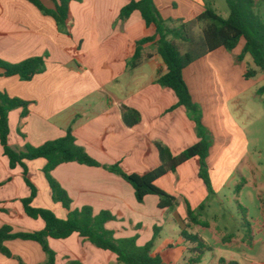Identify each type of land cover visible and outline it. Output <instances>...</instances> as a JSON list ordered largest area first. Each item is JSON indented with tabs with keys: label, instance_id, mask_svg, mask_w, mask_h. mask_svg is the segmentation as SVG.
I'll return each mask as SVG.
<instances>
[{
	"label": "crops",
	"instance_id": "1",
	"mask_svg": "<svg viewBox=\"0 0 264 264\" xmlns=\"http://www.w3.org/2000/svg\"><path fill=\"white\" fill-rule=\"evenodd\" d=\"M40 1L48 9L56 8L53 0ZM127 3L128 0H74L70 4V25L60 28L53 16L29 0H0V57L10 63L36 56L45 58L44 71L31 80L5 76L0 68V90L30 102L29 113L23 119L21 108L10 111L9 143L14 148H23L27 143L38 146L64 136L71 128L77 143L101 166L68 162L57 166L52 175L72 198V209L91 206L95 213L111 212L116 219L107 222L106 227L115 232L116 238L130 237L142 227L143 219H149L148 202L162 212L168 208L158 206L156 195H148L139 203L133 186L105 166L119 164L127 173L145 174L161 165L156 142L178 155L199 141L196 123L186 107L177 105L178 97L171 88L157 82L167 66L155 53L153 42L144 45L141 64L130 67L137 41L153 36L155 26H147L138 10L121 19V9ZM155 3L164 18L184 21L197 18L207 6H213L208 0ZM244 45L242 39L232 51L219 48L184 69L193 99L201 106L203 122L214 137L208 165L215 191L224 184L230 167L228 155L237 153L236 133L243 141L245 137L232 116L230 103L237 101L246 87L258 81H262L258 89L264 85L260 71L254 78L244 77L248 67L258 70L249 54L243 61L237 60ZM261 97L264 99V95ZM124 107L139 112L140 121L128 125ZM26 164L28 177L37 187L32 205L51 209L65 219L69 211L54 201L44 173L47 160L37 158ZM199 172L197 157H193L156 184L184 201L188 209V201L193 203L195 193L206 185ZM30 195L24 169L20 165L11 168L0 142V228L10 225L14 232L44 228L41 218H32L25 211L23 199ZM180 239L195 248L196 244L184 236ZM147 242L137 239V244ZM5 244L25 264H47V255L36 241L17 238ZM49 244L56 252V264H66L69 259L83 264L118 263L116 254L94 246L78 233L66 239L50 238ZM165 247L171 249V244ZM154 254H159L165 264H181L174 257L165 259L159 252ZM186 259L184 264H190ZM224 260V264L234 262ZM0 264L19 261L0 253Z\"/></svg>",
	"mask_w": 264,
	"mask_h": 264
},
{
	"label": "trees",
	"instance_id": "2",
	"mask_svg": "<svg viewBox=\"0 0 264 264\" xmlns=\"http://www.w3.org/2000/svg\"><path fill=\"white\" fill-rule=\"evenodd\" d=\"M44 13L53 16L60 28L69 27L72 20L70 4L74 0H53L56 3L54 10L48 9L40 0H29ZM230 14L227 18L221 16L213 6H207L205 11L197 18L189 21L175 18H164L159 12L155 0H128L121 9L120 18L125 20L131 14L140 11L147 26H155V34L137 41L134 55L129 61L132 68L139 66L144 58V45L153 42L156 54H159L167 66V71L159 75L157 82L171 88L178 97V106H185L188 115L196 123V131L199 141L185 149L178 155L161 142H156L161 165L145 174L127 173L119 164L105 166L126 181L135 190V196L139 203H143L148 195H156L159 198L160 208H175L178 199L174 195L160 188L156 182L169 172H175L177 168L187 160L197 157L200 167L199 175L205 182L210 193H214V187L210 175L208 157L210 156L214 137L212 132L203 122V112L199 103L195 102L189 86L184 78V69L196 60L219 48L228 51L234 50L242 39L245 45L237 60L243 61L247 54L251 55L254 69L248 67L244 77L254 78L258 71L264 74V22L254 13V0H227ZM202 25V34L198 37L194 33L196 26ZM181 44L188 49L182 51ZM147 57H151L148 54ZM0 68L5 76L18 75L22 80H31L36 74L45 69V58L42 56L30 57L19 63H10L0 57ZM258 94L264 95V85L258 89ZM30 102L19 97H13L0 90V142L4 154L9 158L11 168L20 165L24 169V179L31 189V195L23 199L25 211L32 218H41L45 226L42 230L33 232H14L12 226L4 225L0 228V253L11 258H16L19 264H25L22 258L16 256L6 246L5 242L21 238L38 242L47 255V264H56V252L51 248L49 239H66L74 233H78L94 246L108 250L116 254L117 264H165L159 254L153 253L155 237L144 246L137 244V238H116L115 232L106 227V223L116 219L109 211L102 210L95 213L91 206L72 209V198L61 184L54 178L52 171L59 165L68 162H78L90 166H101L84 147L79 145L71 128L60 138L49 140L41 145L34 146L27 143L23 148H14L9 143L10 111L21 108L22 119L29 113ZM124 120L128 125L140 121V114L129 107L123 108ZM22 136H25L20 131ZM45 158L47 164L44 173L52 190L54 201L60 202L68 211L67 218L63 219L48 208L35 207L33 199L37 195V187L28 177L27 160ZM203 209V206L200 207ZM247 209H245L246 211ZM188 218L191 223L209 226V223L199 219V214L188 207ZM157 235L158 228H155ZM184 238L197 245L205 246L204 240L198 234L182 232ZM195 246V247H196ZM198 252L197 247L192 249ZM203 252L189 259L190 264H198L202 261ZM222 262H226L224 259ZM67 264H83L80 260L69 259ZM231 264H238L231 262Z\"/></svg>",
	"mask_w": 264,
	"mask_h": 264
},
{
	"label": "rangeland",
	"instance_id": "3",
	"mask_svg": "<svg viewBox=\"0 0 264 264\" xmlns=\"http://www.w3.org/2000/svg\"><path fill=\"white\" fill-rule=\"evenodd\" d=\"M208 1L221 16H229L227 0ZM254 1V13L264 22V0ZM194 33L199 37L202 25L196 26ZM181 49L186 51L188 47L181 44ZM249 59L253 61L251 56ZM261 84L262 81H258L246 87L238 100L230 103L232 116L245 137L243 141L236 133L237 153L228 155L230 167L223 178L224 184L216 187L213 194L203 185L204 189L195 193L193 203L188 201L190 209L209 226L191 223L186 204L179 199L175 208L165 212L148 202L149 219H143L142 227L129 238L150 241L155 237L153 253L159 252L165 259L174 257L181 264H184L183 258L188 262L199 252H203L204 257L198 264H224L220 262L222 258L238 264H264V99L257 93ZM160 227L161 231L155 236V228ZM184 230L200 235L205 246L197 245L198 252H192L190 249L194 246L180 239ZM168 244L171 249L165 247Z\"/></svg>",
	"mask_w": 264,
	"mask_h": 264
}]
</instances>
